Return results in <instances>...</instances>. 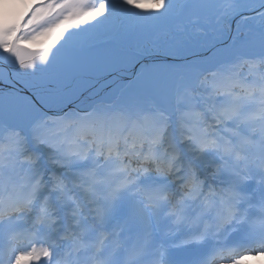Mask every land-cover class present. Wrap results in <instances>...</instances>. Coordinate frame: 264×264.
Segmentation results:
<instances>
[{"label":"snow or ice","instance_id":"6c2138e0","mask_svg":"<svg viewBox=\"0 0 264 264\" xmlns=\"http://www.w3.org/2000/svg\"><path fill=\"white\" fill-rule=\"evenodd\" d=\"M264 255V0H0V264Z\"/></svg>","mask_w":264,"mask_h":264},{"label":"bare ground","instance_id":"6f19581e","mask_svg":"<svg viewBox=\"0 0 264 264\" xmlns=\"http://www.w3.org/2000/svg\"><path fill=\"white\" fill-rule=\"evenodd\" d=\"M241 264H244V261H242V263Z\"/></svg>","mask_w":264,"mask_h":264}]
</instances>
